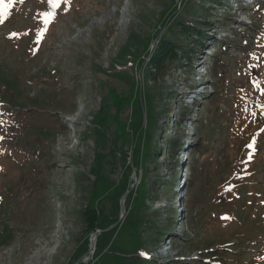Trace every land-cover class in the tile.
Returning <instances> with one entry per match:
<instances>
[{"label": "rangeland", "instance_id": "374dc122", "mask_svg": "<svg viewBox=\"0 0 264 264\" xmlns=\"http://www.w3.org/2000/svg\"><path fill=\"white\" fill-rule=\"evenodd\" d=\"M237 1L206 5L209 36L189 53L190 71L177 63L153 76L156 43L196 0H70L46 31L48 0L10 6L0 23V264H264V0H239L243 12ZM225 41L243 48L225 52ZM230 60L220 86L208 66ZM175 167L164 192L148 181L162 186ZM88 206L117 215L98 254ZM157 218L175 223L149 249Z\"/></svg>", "mask_w": 264, "mask_h": 264}, {"label": "trees", "instance_id": "16d2710c", "mask_svg": "<svg viewBox=\"0 0 264 264\" xmlns=\"http://www.w3.org/2000/svg\"><path fill=\"white\" fill-rule=\"evenodd\" d=\"M221 1L222 0H196V2H194L193 4V12H192L191 18L186 21H178L180 23L177 22L178 25L175 26V29H173L174 31H172L170 36H167L166 34L158 40V42L156 43L154 47V51L149 59V63H150L149 73L151 74L150 76H153V74L155 73L157 75L158 72H161L162 70H165L170 66H172L173 68L175 64L177 63H183L184 65H186L184 70L186 72L190 71L189 67L191 66V63H189V59H190L189 53L191 55V51H194L195 49L202 46V42L204 41V38H203V33H201L200 30L211 24L210 22H211L212 17L207 11L206 5L209 3L212 6L218 5L221 7L220 5ZM223 1L226 4L227 2H229V0H223ZM236 3L240 5L239 0ZM183 4H185V2ZM239 8L241 9L242 7L240 6ZM222 10L225 11V9H222ZM220 17L221 19L218 21L222 24L223 15H221ZM227 45H231V43L228 41L226 42V44L220 47L222 50L226 52ZM231 48H243V46L237 44V45H231ZM232 61L233 60H230L229 63L227 64H223V62L221 63V62L215 61L214 63L208 66V68L218 71L216 74L219 77L218 80H220L219 82L220 86H221V82L223 81V75L226 74L227 70H229V68L231 67L230 63ZM174 68L173 70H175ZM151 81L155 83L156 77H154L153 80L152 78H150L149 82ZM167 96H168L167 99L170 101L175 98V96H170V94H168ZM176 109L178 110L179 115L183 114L184 117L187 118L189 111L184 108L183 104L181 103L178 104ZM200 109L201 107H199V110ZM171 124H172L171 131H175V134L177 131H180L181 134L183 133V130L180 129V123L178 122V120H175V119L171 120ZM82 126L86 128L85 124H83ZM135 127L132 126L131 129H134ZM139 130L140 128L138 127V132ZM196 130L198 131V129ZM142 132L143 131H140L137 137L142 138V136L144 135ZM83 133H87V131ZM133 150H134V157L137 158V156L141 152L140 151L141 147H138L135 145ZM176 150H177V147H176L175 139L171 136L166 137L164 139V158L163 160H166V156L170 154L171 159H169L167 163L168 167H170L171 165L176 166V164L178 163L177 159L174 158L176 154ZM197 150H198V146H197ZM156 155L157 153L153 154L154 160H156ZM168 180H169L168 182H163L162 186L161 184L159 185L157 183V181H159L158 178L148 180V181L151 184L156 185V187H158L159 189V192L162 193L164 192L165 189H167L168 183H171L175 180V169H173V171L171 172V175ZM80 213L83 218V222L86 225L85 231H88L89 233H94L95 231L99 230L98 232L100 234L99 235L97 234L98 235L96 237L97 244L95 247L97 248V254H98L99 252H101L103 249H105L108 246V244L113 239L112 235H114L115 232L117 231L116 230L117 226L115 225V222L117 220V215L114 214L112 215L113 216L112 219H108L107 217L101 216L99 214V211L96 210L94 207H89V206L83 208L80 211ZM160 220L161 218H157L156 221H154L155 223H151V224L149 223L145 229L149 233L148 237L150 238V240H148L147 242L149 249H152L155 246H159V243L163 241V239L169 235L170 233L169 230L172 227V225L175 223L174 221H169V223H167L165 226L163 224L162 225L160 224L159 222ZM108 227H112V228H110L108 232H105ZM87 253H88V250L84 246H78L75 248V250L71 254V257L73 258V260L75 261L79 260L81 262L82 258L85 255H87ZM97 254L95 256H97ZM210 264H213V263L211 262Z\"/></svg>", "mask_w": 264, "mask_h": 264}, {"label": "snow or ice", "instance_id": "6c2138e0", "mask_svg": "<svg viewBox=\"0 0 264 264\" xmlns=\"http://www.w3.org/2000/svg\"><path fill=\"white\" fill-rule=\"evenodd\" d=\"M17 0H0V23H3L4 19L7 18L9 14V8L11 5L15 4ZM20 3H23L24 0H19ZM48 3L52 9V11L44 12L42 13L43 17V22L45 24V29L44 31L47 30V25L54 20L55 15H56V10L65 3H70V0H48ZM43 33H41L42 35ZM12 35H18L16 33H13ZM231 189H229L230 191ZM225 219H228L225 217Z\"/></svg>", "mask_w": 264, "mask_h": 264}, {"label": "water", "instance_id": "95a60500", "mask_svg": "<svg viewBox=\"0 0 264 264\" xmlns=\"http://www.w3.org/2000/svg\"><path fill=\"white\" fill-rule=\"evenodd\" d=\"M120 208H121V211H122V213H123V206L121 205Z\"/></svg>", "mask_w": 264, "mask_h": 264}]
</instances>
